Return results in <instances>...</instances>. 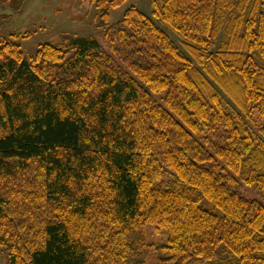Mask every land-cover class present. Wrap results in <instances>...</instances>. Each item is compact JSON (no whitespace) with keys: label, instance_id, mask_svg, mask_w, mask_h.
Returning <instances> with one entry per match:
<instances>
[{"label":"trees","instance_id":"obj_1","mask_svg":"<svg viewBox=\"0 0 264 264\" xmlns=\"http://www.w3.org/2000/svg\"><path fill=\"white\" fill-rule=\"evenodd\" d=\"M87 1L107 49L0 39L6 264H264V0Z\"/></svg>","mask_w":264,"mask_h":264},{"label":"rangeland","instance_id":"obj_2","mask_svg":"<svg viewBox=\"0 0 264 264\" xmlns=\"http://www.w3.org/2000/svg\"><path fill=\"white\" fill-rule=\"evenodd\" d=\"M131 7L152 18L182 48L179 37L153 17L151 0H128L112 11L109 24L122 20ZM96 17V8L87 0H0V39L18 44L28 61L36 55L40 46L63 44L66 38L74 36L94 37L107 49L104 44L105 28ZM241 193L250 199L258 198L256 192L245 186L241 188ZM147 230L150 244L167 243L166 231L157 233L153 226H148ZM6 262V256L0 249V264Z\"/></svg>","mask_w":264,"mask_h":264}]
</instances>
